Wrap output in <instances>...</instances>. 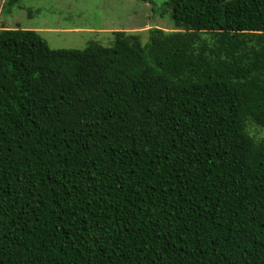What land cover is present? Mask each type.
I'll return each instance as SVG.
<instances>
[{
	"label": "trees",
	"instance_id": "obj_1",
	"mask_svg": "<svg viewBox=\"0 0 264 264\" xmlns=\"http://www.w3.org/2000/svg\"><path fill=\"white\" fill-rule=\"evenodd\" d=\"M163 8L146 44L0 29V264H264V0Z\"/></svg>",
	"mask_w": 264,
	"mask_h": 264
},
{
	"label": "rangeland",
	"instance_id": "obj_2",
	"mask_svg": "<svg viewBox=\"0 0 264 264\" xmlns=\"http://www.w3.org/2000/svg\"><path fill=\"white\" fill-rule=\"evenodd\" d=\"M168 1L20 0L8 8L7 0H0V29L40 32L52 49L84 50L92 42L111 46L114 31L139 32L146 44L149 29L174 28L171 12L163 8ZM252 132L264 135V129Z\"/></svg>",
	"mask_w": 264,
	"mask_h": 264
}]
</instances>
